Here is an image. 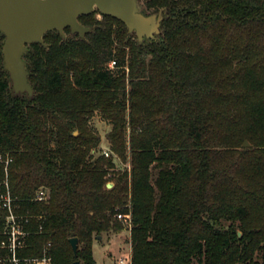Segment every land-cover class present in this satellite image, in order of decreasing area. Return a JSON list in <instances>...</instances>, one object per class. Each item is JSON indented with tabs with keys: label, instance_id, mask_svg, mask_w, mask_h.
<instances>
[{
	"label": "trees",
	"instance_id": "1",
	"mask_svg": "<svg viewBox=\"0 0 264 264\" xmlns=\"http://www.w3.org/2000/svg\"><path fill=\"white\" fill-rule=\"evenodd\" d=\"M141 1L163 10L154 39L95 10L83 36L28 44L31 96L12 89L0 32V153L31 216L20 255L50 242L52 264H96L93 243L129 213L131 264H264V0Z\"/></svg>",
	"mask_w": 264,
	"mask_h": 264
},
{
	"label": "water",
	"instance_id": "2",
	"mask_svg": "<svg viewBox=\"0 0 264 264\" xmlns=\"http://www.w3.org/2000/svg\"><path fill=\"white\" fill-rule=\"evenodd\" d=\"M95 10L122 21L138 41L154 39L160 33L163 10L146 15L141 11L139 0H0V32L5 36L4 68L15 93L33 94L23 59L27 45L42 44L44 34L52 30L64 36V30L70 28L72 33L83 36L90 28L80 23L79 16ZM243 146H249V142L245 140ZM112 185L111 182L106 184L108 188ZM77 243V238L70 239L75 253Z\"/></svg>",
	"mask_w": 264,
	"mask_h": 264
},
{
	"label": "built area",
	"instance_id": "3",
	"mask_svg": "<svg viewBox=\"0 0 264 264\" xmlns=\"http://www.w3.org/2000/svg\"><path fill=\"white\" fill-rule=\"evenodd\" d=\"M110 67L115 66V61H110ZM106 157L109 156V151H103ZM13 158L9 153H0V210L4 212L3 228L0 229V264H52L50 255L51 243L49 242L43 250L42 256L28 257L21 256L20 253L26 248V239L30 232L24 229V224L28 222L31 217L29 214H19L16 210L19 208L17 199L13 198L10 190V183L8 177V167ZM47 190L40 188L34 200L44 201L47 199ZM117 219L121 220L123 224H127L129 229L131 226L129 213H118ZM118 264H131L130 257L120 259Z\"/></svg>",
	"mask_w": 264,
	"mask_h": 264
},
{
	"label": "rangeland",
	"instance_id": "4",
	"mask_svg": "<svg viewBox=\"0 0 264 264\" xmlns=\"http://www.w3.org/2000/svg\"><path fill=\"white\" fill-rule=\"evenodd\" d=\"M139 6L142 9L143 6H142L141 0H139ZM157 13H154V14H157ZM95 17L99 20L102 19V15L100 13H96ZM89 125L92 127V129L95 131V133L100 138L99 145L95 148L94 154L98 155L101 153V151L108 150V148H107L108 147V141L106 139V134L110 129L109 122L107 120H105L99 112H95L94 115L89 120ZM117 164H118L119 168H126L129 166L127 163L122 164V163L117 162ZM122 226H123V230L119 233L120 234L119 235L120 242L122 245H124L122 248L121 254H123L124 259H126V261H128V258L130 257V254H131L130 241H129V227L127 224H123ZM113 235H115V234H112L111 236H113ZM105 239L106 240L108 239L107 234L100 236L99 241H104ZM95 254H96V258L98 260V264H110L109 261H106L105 263H103V261L101 259V253L99 252L98 248L95 249ZM116 256L118 257L119 253H117Z\"/></svg>",
	"mask_w": 264,
	"mask_h": 264
},
{
	"label": "crops",
	"instance_id": "5",
	"mask_svg": "<svg viewBox=\"0 0 264 264\" xmlns=\"http://www.w3.org/2000/svg\"><path fill=\"white\" fill-rule=\"evenodd\" d=\"M120 234H115L110 236L107 240L98 241L96 240L93 243L92 251L93 256L95 258L96 264H98V260L96 258L95 249L98 248L99 252L101 253V259L103 263L109 261L110 264H118L119 260L124 258V255L121 254L122 248L124 245L121 244L119 239ZM119 253L117 257L116 254Z\"/></svg>",
	"mask_w": 264,
	"mask_h": 264
}]
</instances>
